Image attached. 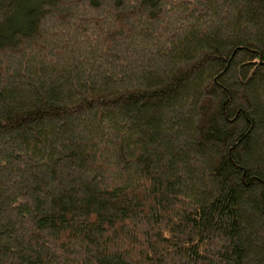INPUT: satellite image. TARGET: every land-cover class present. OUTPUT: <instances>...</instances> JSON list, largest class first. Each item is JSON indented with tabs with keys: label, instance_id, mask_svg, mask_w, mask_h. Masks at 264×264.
Instances as JSON below:
<instances>
[{
	"label": "trees",
	"instance_id": "16d2710c",
	"mask_svg": "<svg viewBox=\"0 0 264 264\" xmlns=\"http://www.w3.org/2000/svg\"><path fill=\"white\" fill-rule=\"evenodd\" d=\"M0 264H264V0H0Z\"/></svg>",
	"mask_w": 264,
	"mask_h": 264
}]
</instances>
